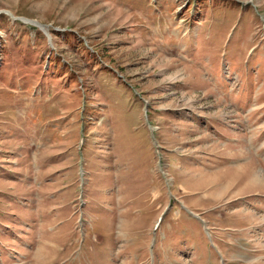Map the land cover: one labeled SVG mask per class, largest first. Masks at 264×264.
Masks as SVG:
<instances>
[{
    "label": "rangeland",
    "instance_id": "rangeland-1",
    "mask_svg": "<svg viewBox=\"0 0 264 264\" xmlns=\"http://www.w3.org/2000/svg\"><path fill=\"white\" fill-rule=\"evenodd\" d=\"M0 264H264V0H0Z\"/></svg>",
    "mask_w": 264,
    "mask_h": 264
},
{
    "label": "water",
    "instance_id": "water-1",
    "mask_svg": "<svg viewBox=\"0 0 264 264\" xmlns=\"http://www.w3.org/2000/svg\"><path fill=\"white\" fill-rule=\"evenodd\" d=\"M6 13H9L8 11H5ZM13 19H20L22 21H25V22H29V23H32L34 25H37L39 26L41 29L45 28V25L44 24H41L40 22L36 21V20H31V19H27V18H23V17H15L13 16ZM44 32L47 34L46 32V29H43ZM47 36L49 37V35L47 34Z\"/></svg>",
    "mask_w": 264,
    "mask_h": 264
}]
</instances>
